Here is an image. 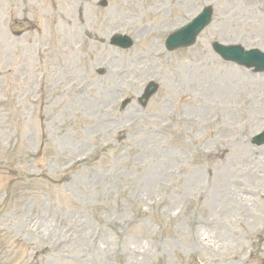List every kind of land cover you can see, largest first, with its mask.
Listing matches in <instances>:
<instances>
[{"label": "rangeland", "instance_id": "rangeland-1", "mask_svg": "<svg viewBox=\"0 0 264 264\" xmlns=\"http://www.w3.org/2000/svg\"><path fill=\"white\" fill-rule=\"evenodd\" d=\"M32 1L0 0V264H264V146L248 144L264 128V78L255 82L210 52L212 41L257 39L254 3L111 0L96 10V0H82L86 18L66 32L59 48L69 52L56 61L49 28L74 6ZM43 2L52 16L41 28L35 7ZM205 4L226 27L214 23L190 50L164 51L155 30ZM117 30L145 40L117 52L105 43ZM39 47L49 50L38 56ZM150 77L159 89L146 108L129 107L118 122L101 118ZM181 115L198 124L175 123ZM97 146L94 159L63 170Z\"/></svg>", "mask_w": 264, "mask_h": 264}]
</instances>
